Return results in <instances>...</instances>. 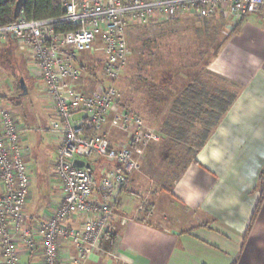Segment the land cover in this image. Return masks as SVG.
<instances>
[{
    "label": "built area",
    "instance_id": "obj_1",
    "mask_svg": "<svg viewBox=\"0 0 264 264\" xmlns=\"http://www.w3.org/2000/svg\"><path fill=\"white\" fill-rule=\"evenodd\" d=\"M60 11L59 17L46 20L28 21L20 14L0 26V43L11 39L28 54L30 72L49 104V132L57 142L53 176L62 194L32 229L25 226L31 195L22 136L26 129L0 100V264H21L22 254L28 264H84L102 253L116 216L117 194L158 143L159 134L143 119L120 108L113 87L90 91L82 86L83 56L98 51L102 77L115 80L132 53L128 31L171 24L186 14L238 21L264 15V0H61ZM61 25L70 29L61 31ZM112 129L126 140L112 143ZM96 159L113 166L103 169L99 181L92 171L73 165ZM74 219L80 221L76 228L69 225ZM64 243L73 245V255Z\"/></svg>",
    "mask_w": 264,
    "mask_h": 264
},
{
    "label": "crops",
    "instance_id": "obj_2",
    "mask_svg": "<svg viewBox=\"0 0 264 264\" xmlns=\"http://www.w3.org/2000/svg\"><path fill=\"white\" fill-rule=\"evenodd\" d=\"M3 45L14 48L10 40ZM203 74L207 85L209 79L220 83L218 92H230L231 87L234 101L167 192L145 188L134 173L130 176L129 186L117 194L112 229L101 244L106 251L84 264H264V202L249 229L264 169V28L248 24L246 18L239 33L203 63L202 79ZM36 86L41 97L40 82ZM39 148L38 157L29 150L24 160L31 181L24 209L28 229L62 195L53 176L57 142L50 135V142ZM48 150L53 159L47 158ZM112 167L103 159L90 162L97 181L103 169ZM79 223L74 219L69 225L76 228ZM63 248L75 253L71 243ZM27 259L22 254L19 261L28 264Z\"/></svg>",
    "mask_w": 264,
    "mask_h": 264
},
{
    "label": "rangeland",
    "instance_id": "obj_3",
    "mask_svg": "<svg viewBox=\"0 0 264 264\" xmlns=\"http://www.w3.org/2000/svg\"><path fill=\"white\" fill-rule=\"evenodd\" d=\"M246 18L248 24L264 28V15H251ZM237 23L238 21L221 16L198 18L193 14H186L171 24L130 30L127 33L132 51L129 63L115 80L102 77L99 59L101 56L98 51L83 56V64L87 70L84 71L86 74L82 86L90 91L97 86L113 87L120 108L129 110L131 114L133 112L143 119L146 127L159 134L158 143L146 151L138 171L134 173L137 182L143 187L167 192L181 174L183 166L193 158L197 150L196 141L202 135L204 120L192 122V129L186 125L187 133L180 139L161 133L164 130L162 125L170 117L168 111L174 92L190 84L193 73L200 71L202 74L203 63L212 58L213 51ZM13 45V49L0 46V100L7 108L10 107V112L27 129L22 135L27 152L30 150L38 157L39 147L50 142L51 123L48 116L51 111L47 101L40 97L36 86L38 79L31 74L27 62L28 54L18 50L14 41ZM160 77L168 86L162 93H158L156 101L151 91L155 86L154 80L160 81ZM205 77L206 75L194 84L200 85L208 93H217L220 83L209 79L207 85ZM21 79L25 81V95H21ZM229 91L234 90L230 87ZM147 105L152 107L147 109ZM111 132V141L120 143L126 140L120 132ZM47 153L48 159L54 158L52 150ZM132 189L135 193L134 188ZM102 250L106 251L103 245Z\"/></svg>",
    "mask_w": 264,
    "mask_h": 264
},
{
    "label": "trees",
    "instance_id": "obj_4",
    "mask_svg": "<svg viewBox=\"0 0 264 264\" xmlns=\"http://www.w3.org/2000/svg\"><path fill=\"white\" fill-rule=\"evenodd\" d=\"M16 1L17 0H0V26L9 25L17 19L15 17V14L13 13ZM60 10L61 0H26L21 9L20 14H22V16L28 21L46 20L59 17L62 14ZM245 19L246 17L238 20V23L235 25V27L232 28V30L226 35L223 41L213 51L212 55L214 57L217 55L224 43L228 41L230 36L239 33V29L241 25L245 22ZM69 29L70 28L67 25L60 26L61 31H66ZM9 40L12 41L11 39ZM84 70L86 71L87 69L84 68ZM200 78V71L193 73L192 77L190 78V84L186 85L183 89L178 92L176 96H174L172 104L170 105L168 111L170 117L162 125L164 130H161V133L167 136L170 135L180 139V137L184 136L187 133V130H185L186 125L189 126V129H192V122L196 120H204V128L202 130V135L200 136V139L196 141V151L200 150L204 146L211 133L215 130L214 128H216L219 124L221 118L223 117L222 115L227 112L228 108L236 97V95L233 94L231 91H216L217 93H213L212 95L205 93L202 87H200V85L194 84L199 82ZM154 83L155 86L152 87L151 92L153 93V98L158 101V93H162V91H164L163 89L168 85L162 80H154ZM145 107L148 109V107L152 106L147 105ZM124 110L129 111L127 109ZM154 113L155 112H153V114ZM192 160L193 158L188 160L185 166L191 163ZM193 163H195V161H193ZM185 166H183L181 174L186 168ZM181 174L178 176L177 179L180 178ZM257 190L258 199L254 212L252 213L249 229L255 221L264 202V169L262 170L259 176ZM249 229H247V233Z\"/></svg>",
    "mask_w": 264,
    "mask_h": 264
},
{
    "label": "water",
    "instance_id": "obj_5",
    "mask_svg": "<svg viewBox=\"0 0 264 264\" xmlns=\"http://www.w3.org/2000/svg\"><path fill=\"white\" fill-rule=\"evenodd\" d=\"M25 2H26V0H17L16 1V5L14 8V12H13L15 14L16 18H18L20 16L21 9H22ZM24 86H25L24 81H23V79H21L19 87H21L23 95L26 94V87H24ZM73 165L77 168H85L87 170L91 169L89 163H85V162L79 161V160H75Z\"/></svg>",
    "mask_w": 264,
    "mask_h": 264
}]
</instances>
